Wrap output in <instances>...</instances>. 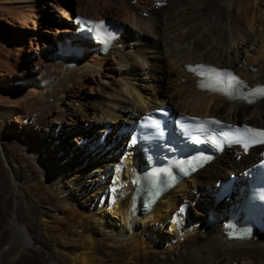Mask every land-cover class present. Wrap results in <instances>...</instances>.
Wrapping results in <instances>:
<instances>
[{
	"label": "bare ground",
	"instance_id": "6f19581e",
	"mask_svg": "<svg viewBox=\"0 0 264 264\" xmlns=\"http://www.w3.org/2000/svg\"><path fill=\"white\" fill-rule=\"evenodd\" d=\"M160 1L170 2L169 7H158ZM263 5L264 0H88L71 5V11L66 12L49 0H0V20L6 21L0 25V148L4 156L0 175L7 173L14 178L13 186L6 188L0 176V264H264V232L244 241L228 240L225 233L235 229L231 207L239 201L238 188L250 177L246 171L264 158V146L247 155L228 149L163 196L149 214L139 210L130 213L134 189L146 170L137 148V124L144 115L171 105L176 116L218 117L229 123L264 127V99L248 105L203 92L187 69L197 64L214 65L233 69L251 85L264 84ZM47 10L53 21L64 23L66 18L67 24L56 29L52 43L42 42L43 33L37 28ZM103 19H112L120 29L108 54L90 51L97 45L84 41L79 45L85 52L74 68L54 58L57 41L75 39L80 26ZM161 23L171 27L167 29L171 34L168 52L172 68L178 72L177 95L153 86L151 91H143L146 85L138 88L128 80L124 85L132 97H111L114 100L106 107L96 101L87 104L114 72L129 62L122 59L125 49H137L143 36L153 39ZM21 29L28 31L31 55L23 65L15 61L23 48L18 34ZM250 37L256 39L251 44L254 57L251 54L242 59L239 45H245ZM158 49L157 43L148 47L153 55ZM141 54L148 63L150 55ZM132 70L137 71L135 67ZM33 72L36 77L31 76ZM138 75L149 86L152 75L147 77L143 70ZM70 98H81L82 104L76 107ZM96 110L108 127L82 129V122L91 121ZM44 127L45 135L36 138L35 129ZM16 129L22 138L18 143L21 160L28 164L24 168H15L8 154L6 135L12 132L15 138ZM60 131L62 152L84 161L91 159L89 150L74 149L75 138L89 143L91 136L102 140L109 132L100 148H111L108 160L99 165L89 162L87 168L95 174L92 182L97 183L93 190L96 196L90 202L83 200L86 189L79 178H72L76 174L59 173L53 179L59 169L53 154L45 149ZM51 147L56 148V143ZM89 148H93L92 143ZM220 182H229L236 192L215 203ZM193 207H197L196 215L189 222L188 212ZM163 221L171 222L174 240L166 242L161 236Z\"/></svg>",
	"mask_w": 264,
	"mask_h": 264
},
{
	"label": "rangeland",
	"instance_id": "374dc122",
	"mask_svg": "<svg viewBox=\"0 0 264 264\" xmlns=\"http://www.w3.org/2000/svg\"><path fill=\"white\" fill-rule=\"evenodd\" d=\"M49 1H52V3H55L56 5H57V3L60 4L61 7L66 9V12H69V11H71L70 10L71 5L72 6H76L77 3L83 4V2H86L88 0H81V1L78 0V2L76 0H49ZM56 1H57V3H56ZM169 5H170V2H169ZM169 5L164 6V8H162V9H167L169 7ZM47 7H48V5H47ZM49 9H51L50 6H49ZM263 9H264V5H263ZM48 13H49V10L45 11L40 16V18L38 20L37 28H39V30L43 33L42 34V37H43L42 38V42L52 43L54 37H56V33H57L56 29L57 28L67 27V24H66V18H63V19H65L64 23L63 22H56V21H53L50 18V14H48ZM107 18H110V15H108ZM164 24L165 23H161V25L159 27H157V32L158 33H157V36H155L153 39L151 38V39L147 40L146 37L143 36L144 40H140L142 45L139 46L137 49L134 47V49H136V50L132 49V51H131V50L125 49V51H124L125 55L123 54L124 58H122V59L126 60V61L129 60V62L126 63V64H123L125 66L122 65L121 67H119L118 71L114 72L113 76L109 79V81L107 82V85L103 86L104 88L101 87V90H100L101 92L99 91L97 95H92L86 101L87 104H92V102L96 101L97 103H100L99 105L101 107L102 106L106 107V105H108V102L114 100L113 98H115V99L119 98L120 99V98H130V97H132V94H130V89H127L126 86L124 85V83H125L124 81H128V80H129L130 83H132L133 86H136L138 88H140L141 86H145L146 85L147 87H144L145 89L143 88V91H151V88L153 86L158 91H164L165 93H168V94L177 95V80H178L177 73L178 72H177L176 68H172V67H175V66L172 64V59L169 58L170 56H169V52H168L169 51L168 49L170 47V46H168V43L169 44L171 43L170 42L171 41L170 40V35L171 34H170V32L167 34V32L169 30H171V27L168 24H165V25ZM0 25L2 27L4 25H6V21L5 20H0ZM31 27H34V26L31 24ZM167 29H168V31H167ZM18 32H19L18 33L19 34V40L22 42V47L23 48L18 51V54H17V57H16L15 61L18 64H22L23 65V64H26L27 62H29L30 59H31V55L29 54V51H28L29 50V46H30V41H29V38H27V35H28V33H27L28 31L27 30L21 29V30H18ZM26 33H27V35H26ZM237 38L238 39H242L239 36ZM250 38L248 39L247 42L245 41V45L243 43H241V44L239 43L240 44L239 48H240V50L242 52L241 53L242 59L243 58L245 59L247 56H251V54L253 56V54H254V49H251V48H253L251 44H253L256 39L252 38V37H250ZM152 43H157V45L159 46V49H158L159 53H154L155 56L153 54H151L150 50H148V47L151 46ZM164 50L166 52L165 54H164ZM140 51H142V52L144 51L147 55H150V56H147L148 63L144 62L145 61L144 59L143 60L141 59V58L144 57V54H141L142 52H140ZM147 51H149V52H147ZM132 52H133V54H132ZM135 52H136V54H138V56H135L136 55ZM243 53H245L246 55L245 54L243 55ZM126 54L129 55V56H127ZM166 54H168V56H166ZM128 57H132L133 60L131 58L127 59ZM167 60L168 61L170 60V61L168 62ZM139 61H140V63H139ZM142 61H143V63H142ZM138 63L141 64V65H139ZM136 65L138 67H136ZM134 67H135V69H137L138 72L136 70H132ZM140 67L142 69H140ZM142 70L146 72V76L147 77L152 75L151 76L152 77L151 78V82H150L149 86H148V84L146 82H144L143 79H141L142 75H138V73H140ZM171 70H172V72H171ZM103 71H105V70H103ZM31 76L32 77H36L37 73L33 72V73H31ZM120 82H121V85H120ZM155 85H157V86H155ZM112 88H114L116 91L114 89H112ZM83 91L84 90H81V94L84 93ZM108 95H110V96H108ZM114 96H116V97H114ZM111 97H113V98L111 99ZM107 98H109V99H107ZM69 100H71V104L74 105V106L76 105V107L79 106L80 104H82V99L81 98H70ZM104 101H105V103H104ZM83 106H84V104H83ZM186 110H187L186 112H189L188 109H186ZM175 112H176V110H175ZM92 117H94V118L91 121L82 122V124H81L82 129H90L92 127L104 129V128L108 127L109 124H105L103 121H101L100 114H99L98 110L95 111V113L92 115ZM35 131L36 132H35L34 136H36V138L39 139L40 136L45 135L46 127L35 129ZM118 131H117L116 135H117L119 140H122L121 139L122 137H120L118 135ZM19 132H20L19 129H16L14 131L15 134L17 133L15 138H14V135H13L12 132H8V135H6V140H7L6 143H7L8 151L10 150L8 154H9V156L11 158L12 164H15L14 165L15 168H17V166H19V168H21L22 165H23L22 167L24 168L28 164H27V162L25 163V162H23V160H21L22 155H21V153H20V151L18 149V143L20 142V140L22 138H21V134ZM62 133L63 132H61V131H60V133L55 132V134L53 135V142L49 141L48 145H46V149H45V153L50 154V155L53 154L52 156L54 157L56 168L59 169L58 171H55V173H54L55 175H53V179H57L59 173H66L67 172V173H71V174H76L72 178L73 179L79 178L80 181L82 183H84V189H86L85 193L87 195H84L83 200H88L90 202V201L94 200V197L96 196V193H94L93 190H94V186H96L97 183L92 182L93 181L92 179L95 178L94 177L95 174L92 173V171L87 170V168H88V166H90L89 162L91 164H93L94 162H97V164L99 165V164L104 163L106 160H108V156L111 154V148L105 149L104 151H101L100 148H101V146L105 145L107 137L109 136V132H107V134L103 136L104 138L102 140L100 138L96 139V137L94 135L91 136L90 140H89V143L93 144V148H91V149L89 148V143L85 142L87 140H85L83 142L82 141L83 139H80V138H77V137L75 138L76 141L74 142V145H73L74 149H77V150L81 149L83 151L84 150L85 151L89 150V154L88 155L91 158L89 161H84L82 159L81 160L80 159H74L73 155L71 156V155H69V153L62 152V149L60 148V145H59V142H58V140L60 138H62V139L64 138V137H62ZM113 134H114V132H113ZM47 135H48V137L52 136V134H50L49 132H47ZM113 141H114V139H113ZM52 143H56V148L53 149L51 147ZM1 156H3L2 148H0V164L2 165L1 167H4L3 164H2L4 156L3 157H1ZM65 156H67L66 160H64ZM234 157H235V160H236V158H237L236 157V153L234 154ZM61 160H64V161L60 162ZM227 163L230 164L229 161ZM218 177H220V173L218 174ZM12 179H14V178H12V176H9V174H7V173H5L4 175L1 176V181L4 183V186L6 188H9V187L13 186V182L14 181ZM216 180L217 179L212 180L210 188H212L214 186ZM8 181L10 182V184H9ZM220 181H222V180H220ZM41 195L43 196L44 193H42ZM98 199H99V195H97V199H95V200L98 201ZM196 209H197V207H195V208L193 207V209H191L188 212V221L189 222L194 220L195 215H196V211H195ZM159 232H160L162 237L167 238L166 242H168L169 240H172V239L174 240V238L176 236L174 231H171V222L170 221H163L162 222V226H160V231Z\"/></svg>",
	"mask_w": 264,
	"mask_h": 264
},
{
	"label": "snow or ice",
	"instance_id": "6c2138e0",
	"mask_svg": "<svg viewBox=\"0 0 264 264\" xmlns=\"http://www.w3.org/2000/svg\"><path fill=\"white\" fill-rule=\"evenodd\" d=\"M77 22L79 23L80 21ZM200 67L203 68V66ZM190 70L195 71V69H190ZM206 71L213 73L215 75L214 83L213 85H211L213 90H220L223 91L225 94L231 96L235 93L236 89L240 88L242 85V81L232 76L231 73H227V72L219 73L217 72L216 69H207ZM253 95L264 96V88L253 89L249 93V96H253ZM247 134H254L255 136L264 138V131L246 128L243 130V133L241 135L243 137H247ZM260 142H264V139H261Z\"/></svg>",
	"mask_w": 264,
	"mask_h": 264
}]
</instances>
